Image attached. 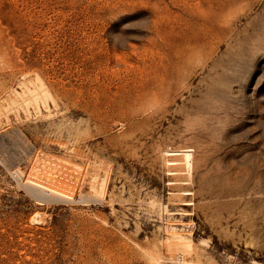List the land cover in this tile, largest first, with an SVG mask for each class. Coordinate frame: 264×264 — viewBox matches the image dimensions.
<instances>
[{
    "label": "rangeland",
    "instance_id": "374dc122",
    "mask_svg": "<svg viewBox=\"0 0 264 264\" xmlns=\"http://www.w3.org/2000/svg\"><path fill=\"white\" fill-rule=\"evenodd\" d=\"M0 264H264V0H0Z\"/></svg>",
    "mask_w": 264,
    "mask_h": 264
},
{
    "label": "bare ground",
    "instance_id": "6f19581e",
    "mask_svg": "<svg viewBox=\"0 0 264 264\" xmlns=\"http://www.w3.org/2000/svg\"><path fill=\"white\" fill-rule=\"evenodd\" d=\"M189 151L190 150H188L185 154H184V159L186 160V162L185 163H187V165L190 167L191 165H190V159H191V154L189 153ZM177 153V152H176ZM186 165V166H187ZM39 187V186H38ZM41 188H43V190L46 192V193H49V194H55V195H60V196H64L63 194H61V193H59L58 191H56V190H53V189H50V188H47V187H41ZM45 193V194H46Z\"/></svg>",
    "mask_w": 264,
    "mask_h": 264
}]
</instances>
